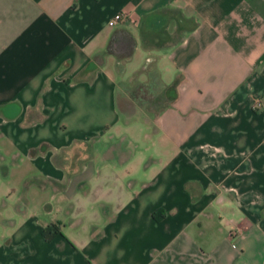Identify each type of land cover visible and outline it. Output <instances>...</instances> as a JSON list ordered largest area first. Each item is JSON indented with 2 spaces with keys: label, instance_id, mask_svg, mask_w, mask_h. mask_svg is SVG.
<instances>
[{
  "label": "crops",
  "instance_id": "0c3cea01",
  "mask_svg": "<svg viewBox=\"0 0 264 264\" xmlns=\"http://www.w3.org/2000/svg\"><path fill=\"white\" fill-rule=\"evenodd\" d=\"M0 264H264V0H0Z\"/></svg>",
  "mask_w": 264,
  "mask_h": 264
},
{
  "label": "rangeland",
  "instance_id": "374dc122",
  "mask_svg": "<svg viewBox=\"0 0 264 264\" xmlns=\"http://www.w3.org/2000/svg\"><path fill=\"white\" fill-rule=\"evenodd\" d=\"M165 17H167V15L166 16L156 15V16H149L144 20L145 23L143 25V30L146 36L149 39L153 40V42L159 43L160 37H158V35H160V33L163 32V30L166 31V34L169 33V29H167L166 23H164ZM151 72H155V71H151ZM135 76L136 77L129 83L128 91H130V94L135 98L136 102H138L139 104L142 103L141 105L144 106H149L150 102H152L153 100H157V98H159V92L161 91V87L158 86V84L152 85L151 80H147V81L144 80L142 81V79L139 80L137 78L139 74H136ZM119 91L120 89L118 87L116 91V101H117L118 113L120 114V118H121V123H120L121 127H119L118 130H114L113 133L110 134V136L116 135L120 137L130 134L131 132L129 130H131L132 128L135 130L136 127L127 129L126 126L123 124V120H125V117L123 115L124 112L121 109V94ZM130 116H131L130 118L131 121L133 120L132 125H135L137 123L138 112L137 111L131 112ZM138 131L140 130H135L134 133L131 134H134V136H138L139 134ZM116 145H121V144L120 142H117Z\"/></svg>",
  "mask_w": 264,
  "mask_h": 264
},
{
  "label": "built area",
  "instance_id": "2783aa9c",
  "mask_svg": "<svg viewBox=\"0 0 264 264\" xmlns=\"http://www.w3.org/2000/svg\"><path fill=\"white\" fill-rule=\"evenodd\" d=\"M129 21L132 24L138 23V18L131 12H118L114 14L107 22L108 26L114 27L120 22Z\"/></svg>",
  "mask_w": 264,
  "mask_h": 264
},
{
  "label": "trees",
  "instance_id": "16d2710c",
  "mask_svg": "<svg viewBox=\"0 0 264 264\" xmlns=\"http://www.w3.org/2000/svg\"><path fill=\"white\" fill-rule=\"evenodd\" d=\"M58 233H60V230L56 223L49 224L42 231V234L48 240H50L53 236H55Z\"/></svg>",
  "mask_w": 264,
  "mask_h": 264
}]
</instances>
